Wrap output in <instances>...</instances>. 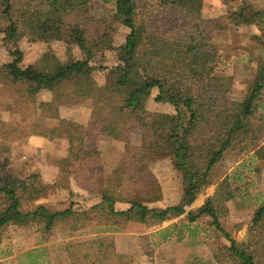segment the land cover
Listing matches in <instances>:
<instances>
[{"label":"trees","instance_id":"trees-1","mask_svg":"<svg viewBox=\"0 0 264 264\" xmlns=\"http://www.w3.org/2000/svg\"><path fill=\"white\" fill-rule=\"evenodd\" d=\"M101 1L113 6V18L92 15V0H0V44L13 57L0 66V83L14 89L19 99L33 100L43 90L51 93V101L40 104L41 117L59 120L62 125L34 123L25 128L29 135L42 137L47 143L69 130L81 135L85 130L84 126L66 124L60 117L62 105H89L91 122L111 139H117L132 124L143 125L137 171L145 170L147 162L169 158L182 177L181 201L176 206L155 209L138 196L125 198L119 189L128 187L123 181L130 179L132 170H117L100 178L103 190L87 210L78 212L69 207L51 212L39 206L25 212L22 199L43 197L44 184L36 185L39 177L34 174L26 179L0 176V228L35 224L37 233L46 237L59 224L73 222L70 230L82 229L84 226L79 228L77 223L92 220L96 212L103 213L108 223L114 220L154 227L172 212L186 213L206 187L216 184L213 196L197 210L187 212L188 220L194 223L209 218L227 239L229 245L214 256L218 264H264V202L255 209L248 239L243 243L233 239L219 220L221 206L241 191L222 168L225 156L237 150L251 151L253 160L264 161V77L255 79L247 92L238 95L224 80L222 57L198 42L204 31L201 24L156 27L150 21L153 8L200 20L204 0H154L149 6L144 0ZM23 11L29 12L33 38L74 42L82 57L62 62L56 55L44 53L25 67L24 54L16 41V15ZM244 24L257 28L251 39L264 59V0H240L237 9L218 19L211 30L224 31ZM117 26L129 33L121 44L113 46L107 37L116 32ZM107 73H114L115 80L100 84L97 74ZM155 88L156 101L171 104L174 112L156 113L146 124L142 114ZM70 156L65 164L73 161L74 167L90 166L99 151L88 148L82 153L73 151ZM119 202L127 208H117ZM84 245L92 252H79L81 256H77L75 252L82 245L67 247L72 264H82L93 254L105 257L103 242Z\"/></svg>","mask_w":264,"mask_h":264},{"label":"rangeland","instance_id":"rangeland-1","mask_svg":"<svg viewBox=\"0 0 264 264\" xmlns=\"http://www.w3.org/2000/svg\"><path fill=\"white\" fill-rule=\"evenodd\" d=\"M144 1L147 6L155 3L154 0ZM239 4L240 0H204V13L200 20L153 8L150 21L156 27L201 24L204 31L197 37L198 42L208 51L218 52L225 61L224 80L231 83L232 90L242 95L255 79L264 77V59L251 39L258 30L248 24L232 26L224 31L211 30L218 19L237 9ZM91 11L97 18L111 19L114 14L113 6L101 0H92ZM16 21V41L24 54L25 67L44 53H52L62 62H68L70 57H82L74 42L33 38L28 11L17 13ZM116 28V32L107 37L108 43L113 46L121 44L129 33L123 26ZM12 59L0 44V66ZM108 65L112 66L113 63ZM97 80L100 84L109 83L115 80V74H97ZM157 95L155 88L147 100L142 114L146 124L156 113L174 112L171 104L157 102ZM51 99V93L46 90L38 93L33 100L19 99L14 89L0 83V176L26 179L34 174L39 177L36 185L44 184L45 195L32 201L23 198L22 211L28 212L39 206L51 212L69 207L78 212L87 210L103 190L104 183L100 182V178L117 170H132L130 179L123 181L128 187L119 189L125 198L138 196L146 206L155 209L180 203L184 188L182 177L169 158L147 162L145 170L137 171L143 134L141 124H132L121 131L117 139H111L103 136L101 127L91 122L89 105H62L60 117L66 124L84 126L82 135L69 130L50 143L42 137L29 135L25 128L30 124L43 123L48 127L62 125L59 120L49 121L41 117L40 104ZM88 148L99 151V156L92 158L96 161L93 165L74 167L73 161L71 164L64 163L71 152L82 153ZM252 153L242 150L230 152L221 164L225 174L231 176L233 186L241 188V191L233 200L221 206L219 220L222 228L239 243L247 241L254 211L264 202V161L253 160ZM216 187V184L206 187L196 201L186 208V213L172 212L167 220L154 227L114 220L108 223L105 215L98 212L92 215V220L77 223L79 228L84 226L82 229L70 230L73 222L59 224L46 237L37 233L35 224L2 227L0 264H72L67 247L82 245L75 252L81 256L79 252H92L88 249L90 247L84 245L91 241L103 242L105 257L93 254L90 260H82V264L94 261L97 264H218L214 256L229 242L211 225L209 218L191 223L187 216V212L197 210L213 196ZM112 192L116 193V190ZM116 207L127 208V205L119 202Z\"/></svg>","mask_w":264,"mask_h":264},{"label":"crops","instance_id":"crops-1","mask_svg":"<svg viewBox=\"0 0 264 264\" xmlns=\"http://www.w3.org/2000/svg\"><path fill=\"white\" fill-rule=\"evenodd\" d=\"M45 140V139H44ZM46 141V140H45ZM47 142V141H46Z\"/></svg>","mask_w":264,"mask_h":264}]
</instances>
